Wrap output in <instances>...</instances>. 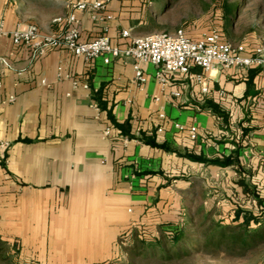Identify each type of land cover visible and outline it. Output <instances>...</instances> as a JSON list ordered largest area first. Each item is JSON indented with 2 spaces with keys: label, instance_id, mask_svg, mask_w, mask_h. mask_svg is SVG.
Segmentation results:
<instances>
[{
  "label": "crops",
  "instance_id": "1",
  "mask_svg": "<svg viewBox=\"0 0 264 264\" xmlns=\"http://www.w3.org/2000/svg\"><path fill=\"white\" fill-rule=\"evenodd\" d=\"M70 1L47 0L51 13L24 22L17 6L0 0V22L8 30L36 24L45 32H60L73 11ZM151 4L111 0L107 12L114 18L105 21L94 20L90 9H76L81 39H94L107 26L112 43L125 47L131 38L122 30L133 35L152 31L144 29ZM135 63L125 56L109 63L103 56L86 60L67 49L33 58L28 47L0 36V141L8 143L0 146V237L21 244L29 260L104 262L121 254L120 248L123 253L132 225L151 237L184 225L200 207L256 206L237 183V166L194 159H223L238 145L242 175L264 206L261 69H213L207 92L191 75L173 74L163 93L149 62L141 63L146 82H134ZM199 71L193 68L191 74ZM67 74L70 79L64 78ZM175 90L181 95L173 96ZM174 122L196 126L198 137L192 139ZM106 127H111L107 136ZM200 195L205 200L196 205Z\"/></svg>",
  "mask_w": 264,
  "mask_h": 264
},
{
  "label": "built area",
  "instance_id": "2",
  "mask_svg": "<svg viewBox=\"0 0 264 264\" xmlns=\"http://www.w3.org/2000/svg\"><path fill=\"white\" fill-rule=\"evenodd\" d=\"M111 0H71L69 6L73 10L67 19L68 26L60 32L48 33L43 31L36 24H23L13 30H8L4 22H0V36L11 37L18 45H25L31 51L33 58H38L47 53L50 49H67L77 56L86 60H91L100 56L109 63L113 57H133L135 63L134 82L142 85L146 82L142 62H149L156 67V79L161 92H166L170 86L171 75L188 74L191 75L200 85L202 92L209 90L208 73L213 69H227L232 67L260 68L264 76V45L259 44L250 48L246 43L233 44L224 40L223 34L218 29H210L198 38L187 35L184 28H179L174 32L155 31L144 35H133L131 30H122L123 37L131 38V43L125 47H120L112 43L108 34V27L104 28V33L91 40H82L80 35L79 19L74 10L90 9L92 18L96 21L111 20L114 16L107 12V6ZM193 68L200 71L191 74ZM62 69L59 68L58 77L62 79ZM2 73L0 71V85ZM64 78H71L67 74ZM74 87H79L80 82L73 79ZM88 88V85H84ZM173 96H180L177 90L171 91ZM15 96H10L9 101H14ZM160 100V96L156 97ZM98 107V105H95ZM162 118L166 115L160 114ZM174 126L183 131L188 129L190 137H198L196 126L187 128L180 122H174ZM162 130V129H160ZM111 127H106L104 135H110ZM8 143L0 141L1 148Z\"/></svg>",
  "mask_w": 264,
  "mask_h": 264
},
{
  "label": "trees",
  "instance_id": "3",
  "mask_svg": "<svg viewBox=\"0 0 264 264\" xmlns=\"http://www.w3.org/2000/svg\"><path fill=\"white\" fill-rule=\"evenodd\" d=\"M156 1L159 4L163 0ZM167 1L163 3L166 4ZM218 20L209 29H218L224 37V24L228 27L233 25L235 19L240 15L243 0H218L216 5ZM150 15L146 27L153 30L163 29L166 26L159 23L156 17L160 14L150 6ZM154 13V15H153ZM219 23V24H218ZM187 35L190 33L184 28ZM210 105L213 106L212 103ZM219 117L224 115L212 107ZM226 121V120H225ZM122 131H126L125 125H117ZM130 136L129 132L125 133ZM150 145L168 149L167 145H159L154 140L147 141ZM240 145L223 159L206 160L194 157L195 160L209 162L219 166H237L239 178L237 183L243 187L244 194L252 200H256V206L235 203L230 210H220L213 215L214 209L200 207L184 225L173 226L169 229H161L159 235L148 237L142 229H134L130 234L128 244L124 246L126 259L122 261H107L102 264H185L195 253H225L229 256L243 257L257 246L264 244V206L262 199L256 192L255 187L249 185L246 177L242 175V167L239 157ZM230 217L231 221H226ZM202 218V219H201ZM0 237V245H2Z\"/></svg>",
  "mask_w": 264,
  "mask_h": 264
},
{
  "label": "rangeland",
  "instance_id": "4",
  "mask_svg": "<svg viewBox=\"0 0 264 264\" xmlns=\"http://www.w3.org/2000/svg\"><path fill=\"white\" fill-rule=\"evenodd\" d=\"M146 1L148 3L150 0ZM164 1H167L166 4L163 3ZM8 2L17 6L21 11L24 22L45 17L53 10L51 6H47V0H8ZM155 2L152 1L151 7L160 14L159 23L166 27L163 29L155 28L149 33L155 31L174 32L179 28H187L191 37L198 38L209 31L211 25L217 24V22L224 23L218 20L219 16L215 10L218 0H163L159 4ZM149 27L144 29L148 30ZM224 36L235 45L243 43L264 45V0H243L240 15L235 19L233 25L227 27L224 24ZM200 197L195 202L196 205L203 203L206 196L200 195ZM218 212L214 211L213 215L218 216ZM226 221H231V218L228 217ZM137 226L138 224L132 225L133 230L140 229ZM1 239L3 242L0 245V264H40L39 261L29 260L18 242L5 238ZM121 240L123 238L119 237V244ZM119 252L121 254L109 257L108 261L123 262L126 259V253L124 251L122 253L121 248ZM185 264H264V244L257 246L243 257L229 256L225 253H195Z\"/></svg>",
  "mask_w": 264,
  "mask_h": 264
}]
</instances>
